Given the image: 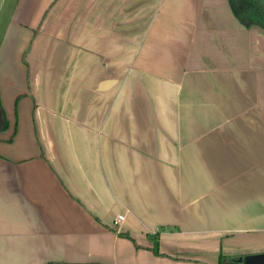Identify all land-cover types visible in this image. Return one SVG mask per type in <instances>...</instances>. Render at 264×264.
Here are the masks:
<instances>
[{
  "label": "crops",
  "instance_id": "obj_1",
  "mask_svg": "<svg viewBox=\"0 0 264 264\" xmlns=\"http://www.w3.org/2000/svg\"><path fill=\"white\" fill-rule=\"evenodd\" d=\"M0 103V264H264V29L229 0H2Z\"/></svg>",
  "mask_w": 264,
  "mask_h": 264
},
{
  "label": "trees",
  "instance_id": "obj_2",
  "mask_svg": "<svg viewBox=\"0 0 264 264\" xmlns=\"http://www.w3.org/2000/svg\"><path fill=\"white\" fill-rule=\"evenodd\" d=\"M229 3L235 16L245 26L257 25L264 29V0H229ZM2 116L4 111L0 103V120ZM3 123L5 127L7 125L5 117ZM155 250L158 251L157 248Z\"/></svg>",
  "mask_w": 264,
  "mask_h": 264
},
{
  "label": "built area",
  "instance_id": "obj_3",
  "mask_svg": "<svg viewBox=\"0 0 264 264\" xmlns=\"http://www.w3.org/2000/svg\"><path fill=\"white\" fill-rule=\"evenodd\" d=\"M123 217H124L123 215H119V216L117 217V220H119V221H120V220H122V219H123Z\"/></svg>",
  "mask_w": 264,
  "mask_h": 264
},
{
  "label": "flooded vegetation",
  "instance_id": "obj_4",
  "mask_svg": "<svg viewBox=\"0 0 264 264\" xmlns=\"http://www.w3.org/2000/svg\"><path fill=\"white\" fill-rule=\"evenodd\" d=\"M2 0H0V3H1Z\"/></svg>",
  "mask_w": 264,
  "mask_h": 264
}]
</instances>
